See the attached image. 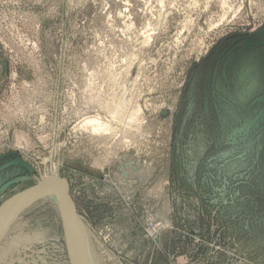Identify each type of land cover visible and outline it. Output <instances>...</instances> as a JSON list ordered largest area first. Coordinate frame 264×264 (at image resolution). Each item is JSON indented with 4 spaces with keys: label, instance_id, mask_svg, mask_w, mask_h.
<instances>
[{
    "label": "rangeland",
    "instance_id": "rangeland-1",
    "mask_svg": "<svg viewBox=\"0 0 264 264\" xmlns=\"http://www.w3.org/2000/svg\"><path fill=\"white\" fill-rule=\"evenodd\" d=\"M263 28L264 0H0V209L55 173L90 264H264V47L232 45ZM58 203L0 264H75Z\"/></svg>",
    "mask_w": 264,
    "mask_h": 264
},
{
    "label": "bare ground",
    "instance_id": "bare-ground-1",
    "mask_svg": "<svg viewBox=\"0 0 264 264\" xmlns=\"http://www.w3.org/2000/svg\"><path fill=\"white\" fill-rule=\"evenodd\" d=\"M85 122H86L85 126H89L93 132H96V131L108 132L110 129L109 127L110 125L104 124L98 117L88 118ZM58 178H59L58 175L55 173L52 174L51 176H48L45 181L40 182L38 187L27 191L22 196L12 199L9 204L1 208L0 209V228L4 225V223H6V221L14 213L22 209L28 202L32 203L35 199H38V198L57 199L58 202H60L58 203V205L61 207V209H63L65 213H67V216H66V219L68 218L67 228L69 230L67 242H69L70 245L74 247L75 264H79L80 261H81V264H83L82 260H85V264H90V260L88 256L89 255L88 249H89L90 243L88 242L89 238L87 237V232H86L87 230L85 227H83V223H82V220L79 214H78V226H77L78 228H76L72 206L71 204L69 205L67 200L65 199L64 192H63L64 184L58 181Z\"/></svg>",
    "mask_w": 264,
    "mask_h": 264
},
{
    "label": "water",
    "instance_id": "water-1",
    "mask_svg": "<svg viewBox=\"0 0 264 264\" xmlns=\"http://www.w3.org/2000/svg\"><path fill=\"white\" fill-rule=\"evenodd\" d=\"M239 45L240 48L244 49V50H248V49H252L253 47L254 48H262L264 47V28L257 31V32H253V34H238L237 38L232 42V45ZM23 163V165H28L27 162H24V161H21ZM58 181H60L61 183L64 184V197L65 199L67 200L68 204L72 206V211L74 213V218H75V224H76V228H78V213L76 211V208H75V204L73 202V199L71 197V194H70V185L68 184L67 180L64 179V178H61L59 177L58 178ZM38 186H35L31 189H34ZM29 189V190H31ZM28 191V190H26ZM26 192L24 193H21L17 196H14L12 199L16 198V197H19V196H22L24 195Z\"/></svg>",
    "mask_w": 264,
    "mask_h": 264
}]
</instances>
